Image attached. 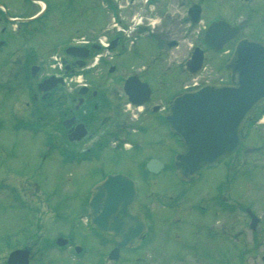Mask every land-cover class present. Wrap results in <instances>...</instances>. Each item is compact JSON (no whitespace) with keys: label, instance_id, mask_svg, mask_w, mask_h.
Wrapping results in <instances>:
<instances>
[{"label":"flooded vegetation","instance_id":"flooded-vegetation-1","mask_svg":"<svg viewBox=\"0 0 264 264\" xmlns=\"http://www.w3.org/2000/svg\"><path fill=\"white\" fill-rule=\"evenodd\" d=\"M18 1L0 0V203L30 200L49 216L48 223L55 222L59 218L56 209L73 197H64V190L74 186L75 173L81 170L87 180L93 174L100 175L94 186L109 175L120 174L136 185L134 209L143 217L146 229L130 245L119 247L112 233L94 227L89 219L92 185L83 196L82 210H78L76 225H83L81 215L89 225L85 231L79 226L81 243L70 235H51L46 225L34 231H7L0 234V264H94L90 255L96 244L101 247L99 264H225L213 248L229 244L235 246L233 252L237 250L242 231L239 223L231 220L240 218L241 205H237L239 212L219 210L216 216L223 215L215 221L195 218V235L190 233L188 206L172 192L158 194L153 190L162 173H172V157L166 161L162 155L150 154L163 144L172 155V139L178 140L182 151L183 143L172 137L167 117L172 100L194 90L186 83L177 89L172 43L178 44L176 49L179 40L172 38V26L189 28L186 37H191L195 27L206 29L214 21H225L239 29L231 47L243 38L264 44V0H96L90 7L86 1L90 4L93 0H58L59 13L49 17L61 36L56 46L44 32L50 27L49 21L42 19L49 14V6L42 0ZM81 1L85 8L78 9ZM32 8L36 11L31 12ZM88 9L89 17L81 18ZM215 11L218 14L212 15ZM72 13L79 15L74 23ZM203 37V31L196 36L200 43ZM200 43L205 53L203 67L210 54L221 60L222 52ZM193 47L197 46L193 45L179 64L184 77L191 80L185 63ZM222 74L228 76L223 69ZM263 108L264 103L256 114ZM162 128L165 136L157 139ZM34 139L41 140L36 157H41L42 165L53 151L61 163L77 167L64 174L61 170V185L55 184L50 193L43 191L42 179L29 173L30 164L24 161L28 154L31 157L28 144ZM127 153L131 160L127 156L126 163L136 166V174L129 166L112 171L101 165L98 169L83 168L97 166L108 160V155ZM152 160L158 163L149 169ZM140 186L151 188L144 198ZM155 203L158 209H152ZM200 208V214L206 215V208ZM173 244L193 251L174 258ZM251 247L247 260L243 258L245 250L236 256L227 249L232 257L229 264L254 262V253L261 250L254 246V240Z\"/></svg>","mask_w":264,"mask_h":264},{"label":"rangeland","instance_id":"rangeland-1","mask_svg":"<svg viewBox=\"0 0 264 264\" xmlns=\"http://www.w3.org/2000/svg\"><path fill=\"white\" fill-rule=\"evenodd\" d=\"M42 1L46 3V5H48L50 9L49 14L45 15V17L42 18L43 20H48L50 24V27L44 32H46L45 34L47 35L49 42L54 43V46H56L61 36L57 25L53 26L54 20L49 17L50 13H53L55 11H58L59 13L61 5L58 3V0ZM82 1L77 5L78 9L82 7L85 8ZM11 2L20 3L18 0H11ZM95 2L96 0H93L89 4L88 1H86V5L87 7H90L93 6ZM65 6H68L67 3ZM90 10L88 9L84 11L81 18H88L90 15ZM30 11L34 12L36 11V8H32ZM216 14H218V12L215 11L212 15ZM78 18V14L72 13L70 15L71 22L73 23L76 22ZM188 29L189 28L187 27L184 28L177 25L172 26V30L174 32L172 38H177L179 40V47L176 49H172V64H175L178 68L176 70L177 89H179L183 85L182 83H186L185 85H190L191 83H193L190 78L184 77L182 72L179 70V64L185 60L192 46L198 45L200 43V39L196 38V36L204 30V28L202 27H195L192 29V36L186 37V31ZM208 56L209 57L206 62V73L202 75L201 80L207 77L208 73L212 74V76L214 77H218L216 72L222 71V69L219 68V64L222 62V59L226 60L225 58L228 55H222V58L219 61L215 60L214 55L210 54ZM196 81L199 82L200 79H197ZM254 120L247 121L245 124V134L247 138L243 148L246 149V147L248 146L256 147L254 148L255 150L253 149L251 151L254 154L246 153L250 151L249 149H246L237 157L238 160H236L235 158L232 160L227 158L216 167H207L201 172L200 178L192 183L181 184L176 176V173L173 170L174 158L177 154H179L181 149L178 140L172 139V155L168 153L167 146L163 144L160 147H156L154 150H152L153 153L150 154L153 156L162 155V158L166 161L170 160L172 157V173H162L160 175V183H158V185L154 187L153 190H155V192L158 194H162L165 191L172 192V195L175 196V199H180L188 206V211H191L188 213L189 222L187 224L190 233L195 235L196 230L193 228L195 218L205 222H207L208 220L215 221L217 218H220L223 215L222 214L219 217L216 216V213L219 214V210H225L226 212H230L231 210L234 212H239L240 210L238 209L237 204L250 205L254 213L262 219L260 226L255 232L249 231V220L246 218V223L244 222L245 215L243 212L241 215L238 213L240 215V218L236 219L237 221L235 219L231 220L233 222H238L240 225H238V227L241 231L243 230L241 238H239L237 250L233 252V248H235V246L229 244H225L223 246L222 244L216 245L213 248V252L224 257L225 264H229L232 261V257L229 256L230 253L227 251V249L231 253H234L236 256L238 254L242 255V250H245L244 252H247V254H245V256L243 253V258L247 260L249 258L248 254L250 252V249L251 251L253 249V247H251L252 240H254V246L261 251H256L254 253V255H256L255 259L252 258L254 262L250 261L249 263H245L264 264V252L262 251V249H264V123L263 125H258V123L255 122L256 120ZM164 136L165 134L162 128L157 134L156 138L159 139L163 138ZM18 146L23 147L21 143H18ZM28 146V150L31 152V157H29L28 154L27 159L24 160L25 162H27V164H30V166L27 168V171L33 176H37L39 179H42V189L45 193H50L55 184L58 183V185H61L59 183V179L61 178V170L64 174L65 172L76 171L77 169L76 166L67 165L65 162L61 163L58 159L57 153L53 151L49 152L47 162L42 165L41 157H36V153L38 151H41V140L34 139L31 144H28ZM127 156L128 159L131 160V156H129V153L121 154L116 157L114 155H108L107 157L109 159L98 163L97 166H94L91 169H89L87 166H83V168L92 170L94 168L98 169L99 165H101L103 169L112 171L116 169H124L129 166L128 170L136 174V166L126 163ZM146 157L147 156H145V158ZM240 162L242 163L238 166ZM75 177L76 178L74 186L70 187L68 192L64 190V197H67L69 195H72L73 197L72 199L64 200V202H62V207L56 209L59 214V218H56L55 222L50 221L48 223L49 216H47V214L43 215L44 213H42L43 211L40 208V205L38 206L30 200L20 198L17 200L15 199V201L13 202H11L10 199L8 205V202H6L5 204L0 203V234L7 231H13L12 233L24 232L26 230L34 231L36 227H43V225H46L48 226L51 235L53 233L64 234L67 236L70 235L73 239H75L76 242L81 243L80 239L82 238V234L81 231L78 230L80 228L79 226H82V230L85 231L83 228H89V225L85 223L87 221V218L83 215L80 216V222L83 225H76L77 223H79V220L77 218L79 214L78 210L80 211V209L83 207L85 198L83 196L86 195L87 189H89L90 186L95 184L102 177L98 174H93V176H91V178L88 177L89 180H87L86 176L83 175V172L81 170L79 171V173H75ZM60 187L61 186H59V189ZM139 189L140 195L142 194V198H144V196L149 192L151 188L140 186ZM10 205H12V208H9ZM200 207L206 208V215L202 216L200 214ZM158 208L159 206L156 203L154 204V207H152V209ZM225 214L228 215L227 213ZM40 217L42 218L40 219ZM230 217H232V215H230ZM230 226L231 223L228 224V227ZM255 239H257L258 241ZM19 241L20 239L17 240V242ZM244 242L246 245H244ZM181 246L182 245L178 244L172 245L174 258L178 259L182 255L189 254L193 251L188 246ZM244 246H246V248ZM92 248L95 251L90 255L92 261L94 264H99V260L101 258V247L96 244L92 245ZM235 264L243 263L241 261H237Z\"/></svg>","mask_w":264,"mask_h":264},{"label":"water","instance_id":"water-1","mask_svg":"<svg viewBox=\"0 0 264 264\" xmlns=\"http://www.w3.org/2000/svg\"><path fill=\"white\" fill-rule=\"evenodd\" d=\"M237 35V30L227 23L214 22L206 31L205 42L215 51H221ZM203 60L204 52L195 48L186 63L188 72L196 76ZM226 67L230 84H206L177 96L172 102L167 120L172 133L184 143L182 152L174 158L180 181H195L204 168L215 167L234 154L244 142V122L264 100V45L247 39L240 41ZM156 162L151 161L148 168L152 169ZM135 198V184L124 175H109L92 190L91 223L101 231L112 233L119 247H127L146 229L143 217L134 210ZM248 213L254 230L259 219L250 210Z\"/></svg>","mask_w":264,"mask_h":264},{"label":"bare ground","instance_id":"bare-ground-1","mask_svg":"<svg viewBox=\"0 0 264 264\" xmlns=\"http://www.w3.org/2000/svg\"><path fill=\"white\" fill-rule=\"evenodd\" d=\"M262 122H264V119H263V121Z\"/></svg>","mask_w":264,"mask_h":264}]
</instances>
